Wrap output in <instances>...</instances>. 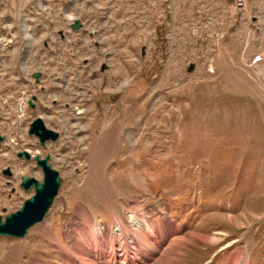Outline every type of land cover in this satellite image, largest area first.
Listing matches in <instances>:
<instances>
[{
	"label": "rangeland",
	"instance_id": "obj_1",
	"mask_svg": "<svg viewBox=\"0 0 264 264\" xmlns=\"http://www.w3.org/2000/svg\"><path fill=\"white\" fill-rule=\"evenodd\" d=\"M53 1L59 7L52 29L30 21V40L23 30L14 35L7 74L21 81L13 62L20 48L23 57L44 56L43 44L34 49V42H53L54 54L88 59L97 70L90 74L81 61L72 62L66 76L60 67L54 73L66 79L55 86L60 106L51 101L32 114L61 133L57 142L41 148L17 125L0 128L7 137L0 149L2 219L34 195L20 187L23 175L43 180L42 170L18 152L51 155L62 181L43 222L22 239L0 237V264H18L16 256L19 264H62L63 250L51 235L78 258L72 225L86 222L82 207L91 213L95 235L109 236V244L114 240L133 258L130 243L140 235L132 228L134 210L174 223L179 233L145 264H264V0H243V7L239 0ZM43 2L37 0L38 7ZM248 4L263 13L246 15ZM30 14L22 11V18ZM10 17L3 15L1 38L21 32ZM101 17L106 25L99 27ZM77 19L83 28L73 31L69 25ZM89 75H100V99L92 108L93 94L85 93ZM8 165L13 179L2 174ZM118 221L127 234L115 241L109 230L118 229ZM88 234L86 247L96 253Z\"/></svg>",
	"mask_w": 264,
	"mask_h": 264
},
{
	"label": "bare ground",
	"instance_id": "obj_2",
	"mask_svg": "<svg viewBox=\"0 0 264 264\" xmlns=\"http://www.w3.org/2000/svg\"><path fill=\"white\" fill-rule=\"evenodd\" d=\"M9 28H10V25H9ZM29 33H30V31L29 32L26 31V28H25V36L24 37L30 38L31 36ZM81 210H82V212H84L83 215L86 217V222L73 223L72 232L75 233V235H76L75 244L79 245L78 247H76V246L74 247V251L76 254H78V258L80 257L83 260H79L78 258H76L70 254V252L73 250V248H71L68 251L66 248L65 249L63 248V245L57 240V238L55 236L51 235V237H50V239H51L52 243L55 245V247L61 248L63 250V259L61 261L62 264H89V263L90 264L91 263H94V264H143L144 263L145 264V263H150V262H153L156 259V257H158V255L160 254L162 249L169 242V239L172 238L173 235H176L179 233V230H177L176 225L174 223H168V219H166L165 217L159 218L153 214L154 215V221H153L147 217V214H139L138 212H136V210H134L136 215H137V218H136L137 221L133 218L134 220H133V227L132 228L134 229L136 234H139V232H140V235H138V238L136 236L133 237L132 238L133 241L130 243L131 245L129 244L130 247L134 246L133 251H135L136 258H133V257H129L128 255H126L124 249L122 250L120 248H116L117 244H115L114 240H113V242H111V244H109V240H110L109 236H107V235L102 236L101 234L95 235V233L92 229V226H90V221L88 220L91 217V215H90L91 213H89L88 212L89 210H86V208H84V207H82ZM147 220H149V221L147 222ZM88 227L90 228V230L88 229L89 231H86L85 229ZM180 227H184V226H180ZM145 230H146V232H145ZM109 231L112 235H115V236H113V237H115L114 238L115 241L117 240L116 235H118L119 233H126L127 232L126 226L120 221H118V229H116V228L110 229ZM88 232H90L92 234V236H94L93 237L94 240L91 239L92 242L91 241L90 242L93 245L92 249L94 248L96 250V253L91 252V250L87 249V247H86V244L88 242L86 243V241H84V240L88 239V236H89ZM46 234L50 235L48 229H46ZM139 238L141 240H139ZM201 238L204 239L203 240L204 242L207 240L205 237H201ZM129 239L130 238H128V237H124L125 242H127ZM98 241L101 242V246H102V248H104L102 251H101L102 248L99 246V244L97 245ZM81 242H85V243H81ZM176 243H178V245L183 244V242H181V240L177 241ZM106 245H109L108 249H106V247H107ZM118 246H120V245H118ZM170 247L171 246L169 245L168 250H171ZM179 247H182V245H180ZM66 252H68V253H66ZM52 253H53V251H52ZM97 254H99V255H97ZM174 256L177 258L179 255H174ZM16 257L18 259L16 263H18V264H19V262L21 263V258L19 256H16ZM139 257H143V258H139ZM167 258L169 260L172 259L168 255H167ZM106 259H108V260H106ZM42 262L43 261H40V260L36 261V263H42ZM174 263H175L174 261H171L170 264H174ZM234 263H235L234 259H231L229 264H234ZM43 264H46V263L43 262ZM235 264H237V262Z\"/></svg>",
	"mask_w": 264,
	"mask_h": 264
},
{
	"label": "water",
	"instance_id": "obj_3",
	"mask_svg": "<svg viewBox=\"0 0 264 264\" xmlns=\"http://www.w3.org/2000/svg\"><path fill=\"white\" fill-rule=\"evenodd\" d=\"M82 28L83 24L79 19L72 24V29L75 31ZM194 68V65H191L188 72H193ZM105 69L106 66L103 67V70ZM41 76V73L34 75L37 83L40 82ZM36 102H38V97H31L29 105L32 109L35 108ZM29 136L37 138L39 146L42 148L47 147L48 143L57 142L60 138V134L48 129L41 118L35 119L30 124ZM4 140V137H0V147ZM18 158L26 162H31L34 159L33 161L43 172L42 181L28 175L21 178L20 187L27 192L34 190V195L27 199L18 211L7 215L5 219L0 217V237L22 239L27 236L32 227L44 221L58 197L62 181L58 171L50 163L51 155L48 154L44 158L40 155L32 157L28 152L21 151L18 153ZM4 175L11 178L6 173Z\"/></svg>",
	"mask_w": 264,
	"mask_h": 264
},
{
	"label": "crops",
	"instance_id": "obj_4",
	"mask_svg": "<svg viewBox=\"0 0 264 264\" xmlns=\"http://www.w3.org/2000/svg\"><path fill=\"white\" fill-rule=\"evenodd\" d=\"M253 1H255V0H249V2H251V3H253ZM43 3H44L43 7H38L37 0H10V9H11V11H10L11 17L10 18L12 19L10 22H12L13 24L20 23L22 11H24L25 9H32L33 10V8H36V10L38 11V13L35 16L36 29H39V27H40V29H45V31L47 29L48 30L52 29V27H54V25H53L54 23H52L54 21V15H55L54 11L57 12L59 4H56L53 0H44ZM247 6H248L247 11H245V10L244 11H245L246 15H248V16L249 15L255 16L258 13L259 14L263 13L262 11H258V9H255L254 6L251 4H248ZM26 12L29 13V12H31V10H25V13ZM65 12H67V10H65ZM62 14L63 13H61V15ZM260 16H262V15H260ZM99 19L104 20L102 17ZM104 21L106 23V20H104ZM23 22H26L25 26H27L30 23V16L29 17L23 16ZM5 24H7V23H5ZM97 24L98 25L101 24L100 20H97ZM104 25H106V24L102 23V26H104ZM27 27L29 28V30L31 29V31L34 28V27H31L30 24ZM22 30H23V33H25V27ZM29 40H30V38H29ZM39 43L43 44L44 56L42 54H41V56H36V54L34 53L33 55H35V57H33L32 55H30L29 57H26V56L23 57V55L25 54V51H23V50L21 51V48H20L17 50V52H18V54L20 53L21 57L18 56V61H16L17 59L13 60L14 65H16V67H17L14 72H15V74L18 75V77H20L22 83L26 87L25 89L37 85L36 84L37 80L34 78V75L36 73H41L42 77H41L40 81H41L42 89H46L45 94H48L52 91L55 92L56 91L55 86L61 87L63 85V82L66 81V79H64V76H62L60 79L59 77L55 76L54 73H56L58 71V67H60V70H63L65 73V76H66L70 70V66L73 67L72 66L73 63H78L81 61H82V63L84 62V64H86L87 66H90L88 68V71L90 74L92 72H95V69L97 70V67H95L94 64L89 63L90 61L88 59H85V60L72 59V60H70L68 57H64L63 62L59 63V66H57V68H54V66H56V64H57V63H53V61L51 60L54 57L53 56V54H54L53 51L55 48L54 44H52V43L47 44V42H43V43L34 42L33 45L34 46H35V44L39 45ZM63 46H64V44H61L60 51H65L67 49V46L66 47L65 46L63 47ZM34 49H37L36 46L34 47ZM253 60H255V59L253 58L252 61ZM54 77L56 80L53 79ZM85 88H86L85 89L86 94H89V93L93 94V104H91V106H90V108H92V106H94L95 101H98L100 99V97H99L100 75H94V76L89 75L88 80L86 81V87ZM128 114L129 113L127 111H125V115L127 116ZM113 116H114V114L112 115V117ZM121 118H124V117H121Z\"/></svg>",
	"mask_w": 264,
	"mask_h": 264
},
{
	"label": "built area",
	"instance_id": "obj_5",
	"mask_svg": "<svg viewBox=\"0 0 264 264\" xmlns=\"http://www.w3.org/2000/svg\"><path fill=\"white\" fill-rule=\"evenodd\" d=\"M243 4H244L243 0H239V5L241 7H243ZM25 10H29V9H25ZM10 11H11L10 0H1L0 27H7L3 23V15L10 14ZM35 16L36 14H30V21L36 22ZM25 23L26 22H23L22 12H21V21L20 23L17 24V25H21V32H12L11 38H1L0 37V128L5 130V129L10 128L9 125L11 126L17 125L18 129H20L23 136L30 138L29 136L30 124L36 118H41L44 120V122L46 118V117H41L40 114H35V115L32 114V113H36V109L34 111L31 110L30 105H29L30 98L34 95L38 97V102L36 104V107L46 106L45 104L51 101L54 103L57 102V106L59 107L61 97L58 94H56V92H53V91L48 94H41L40 92V90L42 89L41 83L40 85H35L33 87H29L25 89L26 87L22 83V81H18L14 77H11L9 76V74H7L8 51L14 50V35L15 33H22V29H24ZM72 23H70L69 25L70 28H71ZM49 34H51L49 36V40H50L52 39V33H49ZM60 52L61 54L65 55V51H60ZM55 54H53V56H55ZM56 55L57 56L53 57L51 60L53 61V63H57V64L62 63L64 57H66V56L59 57L58 56L59 53H57ZM33 57H35V55H33ZM53 79L56 80L55 77ZM79 94L81 93L78 92V95H77L78 101H79ZM78 114H80V112ZM58 133L60 134V137H61V133L60 132ZM0 137H5L7 139L6 134L4 133H0ZM24 151L32 155L31 149H25ZM32 156H35V155H32Z\"/></svg>",
	"mask_w": 264,
	"mask_h": 264
},
{
	"label": "flooded vegetation",
	"instance_id": "obj_6",
	"mask_svg": "<svg viewBox=\"0 0 264 264\" xmlns=\"http://www.w3.org/2000/svg\"><path fill=\"white\" fill-rule=\"evenodd\" d=\"M100 20V22H101V24L100 25H98L99 27H101L102 26V23H104L105 24V21L104 20H101V19H99ZM105 26V25H104ZM59 36L61 37V39H64V34H63V32L60 30L59 31ZM50 43H52V42H47V44H50ZM105 66V65H104ZM103 66V67H104ZM103 67H102V71H104L103 70ZM4 141H2V143H1V147L6 143V138L4 137ZM0 147V148H1ZM18 156V155H17ZM28 164H30V162H28ZM25 167V166H24ZM2 174L4 175V173H6L7 175H10L11 176V178L13 179L14 178V175H15V171L13 170V168H12V166H10V165H8V166H6L3 170H2ZM8 186H11V181H8Z\"/></svg>",
	"mask_w": 264,
	"mask_h": 264
}]
</instances>
